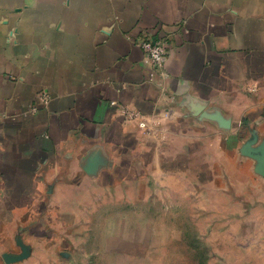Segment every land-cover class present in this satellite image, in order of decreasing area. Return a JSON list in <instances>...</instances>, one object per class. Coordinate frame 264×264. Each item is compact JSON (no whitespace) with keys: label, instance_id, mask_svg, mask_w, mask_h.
<instances>
[{"label":"crops","instance_id":"obj_1","mask_svg":"<svg viewBox=\"0 0 264 264\" xmlns=\"http://www.w3.org/2000/svg\"><path fill=\"white\" fill-rule=\"evenodd\" d=\"M214 188L264 207V0H0V264L22 228Z\"/></svg>","mask_w":264,"mask_h":264},{"label":"rangeland","instance_id":"obj_2","mask_svg":"<svg viewBox=\"0 0 264 264\" xmlns=\"http://www.w3.org/2000/svg\"><path fill=\"white\" fill-rule=\"evenodd\" d=\"M134 200L102 204L96 227L70 228L64 241L49 224L22 228L17 245L4 251L9 260L16 251L22 264H264L260 196L214 188L206 197L166 192L148 203ZM29 234L48 242H32V247L23 243Z\"/></svg>","mask_w":264,"mask_h":264},{"label":"built area","instance_id":"obj_3","mask_svg":"<svg viewBox=\"0 0 264 264\" xmlns=\"http://www.w3.org/2000/svg\"><path fill=\"white\" fill-rule=\"evenodd\" d=\"M140 46L149 61L152 71L157 73L164 66L168 54V44L165 41L147 39L142 41ZM47 100L48 97L45 98V101ZM124 114L127 121H137L140 118V115L134 110L125 109ZM139 125L143 127L144 122H141Z\"/></svg>","mask_w":264,"mask_h":264}]
</instances>
